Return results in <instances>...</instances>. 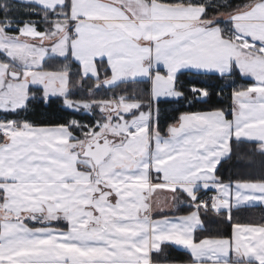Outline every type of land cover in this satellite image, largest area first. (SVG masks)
Listing matches in <instances>:
<instances>
[{
	"label": "snow or ice",
	"instance_id": "snow-or-ice-1",
	"mask_svg": "<svg viewBox=\"0 0 264 264\" xmlns=\"http://www.w3.org/2000/svg\"><path fill=\"white\" fill-rule=\"evenodd\" d=\"M187 73L225 83L186 87ZM225 87L229 108L162 131V101ZM55 98L92 122L7 118ZM0 112V264H161L165 242L190 264H264V222L233 216L264 205V0H0ZM234 156L259 174L225 181ZM161 193L192 210L154 218ZM209 212L230 234L198 235Z\"/></svg>",
	"mask_w": 264,
	"mask_h": 264
},
{
	"label": "trees",
	"instance_id": "trees-1",
	"mask_svg": "<svg viewBox=\"0 0 264 264\" xmlns=\"http://www.w3.org/2000/svg\"><path fill=\"white\" fill-rule=\"evenodd\" d=\"M236 3H241L242 0H235ZM62 63L60 60H56L53 62L54 65H59ZM78 78L73 77V81L76 82ZM182 82L186 87H190L193 82L200 81L197 84L198 87H208L210 90L219 91V86L223 85L225 81L219 80L215 76L210 77H196L191 73H187L185 76L181 77ZM93 81H88L87 85H91ZM238 84H247L250 83L249 80L239 79L237 78ZM122 87H127L129 90L135 87L145 88V84L138 85H125ZM119 92L120 88L109 90V89H101L98 93H96V98H106L112 95V92ZM231 88L225 87L223 94L220 96L213 95L212 99L207 103H195L193 106H188L187 101L181 100H166L160 103L161 110V129L162 131H166V127L168 124L174 122V119L179 116L181 112L187 111H206L210 110L212 107H222L229 108L231 105ZM82 92L79 95H75L74 99L83 98ZM189 99H191V95H189ZM5 113L0 112V118H4ZM8 119H28L35 124H56V123H64L69 119H77L82 122L91 123L92 118L84 114L83 112H73L70 109H67L63 106L62 99L55 98L54 102L49 105H45L39 100H35L30 102L29 109L27 112H19L18 114H11L7 116ZM244 148H251L252 145H244ZM259 174V158H257V164L254 168H250L247 165V162L244 164H238L236 162V157L234 156L231 161H227L223 163L220 168V175L227 181L228 179H237V178H247L249 175ZM203 197L209 195V193L202 194ZM192 209L189 207H182L176 214L182 215L191 211ZM225 213H221L219 215L209 212L207 213L203 219L205 221L204 230L198 232V235L207 236V235H227L231 232V224L224 219ZM234 221H238L241 223H250V222H264V208L260 206L244 208L240 211L233 212ZM163 253L161 254H153V259L160 261L161 263H169V264H187L191 262V256L188 252L177 250L171 245L164 244L162 246ZM167 258L165 261L164 258Z\"/></svg>",
	"mask_w": 264,
	"mask_h": 264
},
{
	"label": "crops",
	"instance_id": "crops-1",
	"mask_svg": "<svg viewBox=\"0 0 264 264\" xmlns=\"http://www.w3.org/2000/svg\"><path fill=\"white\" fill-rule=\"evenodd\" d=\"M207 193H209L210 196L215 195V191L214 190L213 191H208ZM202 194H204V193H202ZM165 195H168V197H169L167 201H164ZM159 199L162 201V203H160L158 207H154V211H153L154 218H160V216H165V215L166 216H174V215L178 216V214H176L177 210L174 208V203L175 202H173L171 200L170 194L161 193L160 196H159ZM181 199L183 200V199H185V197L181 196ZM185 206L188 207L186 204H181L179 206V209L182 208V207H185ZM256 206H260V207L264 208V205H256ZM160 208H166V210L161 212V211H159ZM164 244L171 245L174 248H176L177 250L188 252L187 250L183 249L181 246H177L175 244H172L171 242H165ZM164 244H162V246ZM161 264H169V263H161ZM187 264H190V263H187Z\"/></svg>",
	"mask_w": 264,
	"mask_h": 264
},
{
	"label": "rangeland",
	"instance_id": "rangeland-1",
	"mask_svg": "<svg viewBox=\"0 0 264 264\" xmlns=\"http://www.w3.org/2000/svg\"><path fill=\"white\" fill-rule=\"evenodd\" d=\"M73 85L75 86V82L73 81ZM87 86V85H86ZM104 89H106V88H104ZM74 92H75V94L73 95V99H74V96L75 95H79L81 92H82V94H83V98H86L85 97V92H84V90L83 89H80L79 87H74ZM99 92V91H98ZM97 92V93H98ZM110 96H111V94H110ZM167 100H175V99H172V98H169V99H167ZM81 112H83L84 114H86L84 111H81ZM96 115H97V118H98V116H99V111L98 110H96ZM92 119H93V117L92 116H90Z\"/></svg>",
	"mask_w": 264,
	"mask_h": 264
}]
</instances>
